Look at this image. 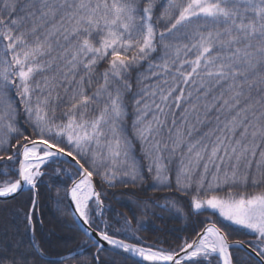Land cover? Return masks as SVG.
Wrapping results in <instances>:
<instances>
[{"label": "snow or ice", "instance_id": "6c2138e0", "mask_svg": "<svg viewBox=\"0 0 264 264\" xmlns=\"http://www.w3.org/2000/svg\"><path fill=\"white\" fill-rule=\"evenodd\" d=\"M0 161V203L27 190L31 233L0 264H264V0H0ZM49 173L87 238L68 253L36 240ZM118 187L143 215L205 219L175 248L141 244L135 214L104 216Z\"/></svg>", "mask_w": 264, "mask_h": 264}, {"label": "trees", "instance_id": "16d2710c", "mask_svg": "<svg viewBox=\"0 0 264 264\" xmlns=\"http://www.w3.org/2000/svg\"><path fill=\"white\" fill-rule=\"evenodd\" d=\"M106 66L102 65L101 70ZM129 110L131 111V105ZM129 131H131L130 128ZM4 163V161H0V165ZM51 167L66 170L68 173L75 172V169L68 163L54 164ZM42 179L43 183L39 186L37 192L38 208L33 218L36 240L43 247L68 253L85 244L87 240L79 232L69 231V225L72 224L73 218L67 207L68 199L66 198L65 189L71 187V180L66 175L56 176L53 173H49ZM108 191L112 194L103 197L104 216L114 225L113 230H115V227L123 226L125 218L131 219L135 214L136 219L133 220L132 228L139 237V243L147 246L175 248L184 239L190 238L193 232L199 231L198 220L205 219V217L186 219L184 216L160 212L159 210H157L156 215H152L151 212L148 215H143L136 205L138 199L144 198L139 189L118 187L108 189ZM132 192L135 195L124 194ZM163 195L165 193H148V196L153 197ZM28 198L29 193L25 191V195L15 201L0 203V244H12L19 239L26 243L29 240L31 233L25 231L23 216L24 211H27L25 202ZM159 202L163 203V201ZM68 237L74 238L75 243L65 246L62 243V238ZM232 238L240 239L246 244L253 239L252 234H244L243 232H233ZM129 239H131V236H129ZM88 247L90 248L91 245L89 244ZM233 256L234 261H243L247 253L243 251L234 252ZM102 258L107 260L108 257L103 256ZM88 259V256H82L74 261V264H88ZM116 259L119 260V257ZM254 260V258L249 260V264H254ZM129 264H132V261H129Z\"/></svg>", "mask_w": 264, "mask_h": 264}, {"label": "water", "instance_id": "95a60500", "mask_svg": "<svg viewBox=\"0 0 264 264\" xmlns=\"http://www.w3.org/2000/svg\"><path fill=\"white\" fill-rule=\"evenodd\" d=\"M69 164V163H68ZM70 165V164H69ZM25 191H27V190H25ZM246 244V243H245ZM249 252L251 251L250 249L248 250ZM253 258L255 259V257H254V255H253Z\"/></svg>", "mask_w": 264, "mask_h": 264}]
</instances>
